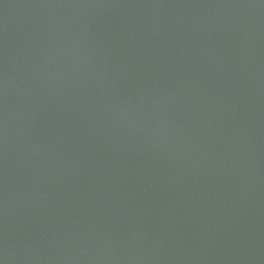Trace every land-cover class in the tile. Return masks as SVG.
I'll return each instance as SVG.
<instances>
[{
  "label": "water",
  "instance_id": "95a60500",
  "mask_svg": "<svg viewBox=\"0 0 264 264\" xmlns=\"http://www.w3.org/2000/svg\"><path fill=\"white\" fill-rule=\"evenodd\" d=\"M0 39L217 264H264V0H0Z\"/></svg>",
  "mask_w": 264,
  "mask_h": 264
}]
</instances>
